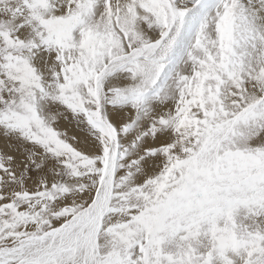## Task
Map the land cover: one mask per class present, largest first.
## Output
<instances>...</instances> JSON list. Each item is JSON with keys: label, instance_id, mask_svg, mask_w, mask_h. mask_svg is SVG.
I'll return each mask as SVG.
<instances>
[{"label": "snow or ice", "instance_id": "6c2138e0", "mask_svg": "<svg viewBox=\"0 0 264 264\" xmlns=\"http://www.w3.org/2000/svg\"><path fill=\"white\" fill-rule=\"evenodd\" d=\"M0 264H264V0H0Z\"/></svg>", "mask_w": 264, "mask_h": 264}]
</instances>
